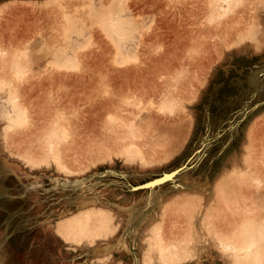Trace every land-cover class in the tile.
<instances>
[{
    "label": "rangeland",
    "instance_id": "rangeland-1",
    "mask_svg": "<svg viewBox=\"0 0 264 264\" xmlns=\"http://www.w3.org/2000/svg\"><path fill=\"white\" fill-rule=\"evenodd\" d=\"M263 220L264 0H0V264H264Z\"/></svg>",
    "mask_w": 264,
    "mask_h": 264
},
{
    "label": "bare ground",
    "instance_id": "bare-ground-1",
    "mask_svg": "<svg viewBox=\"0 0 264 264\" xmlns=\"http://www.w3.org/2000/svg\"><path fill=\"white\" fill-rule=\"evenodd\" d=\"M23 118H24V115H20L15 122H20L23 120ZM15 122L9 121L10 124H8V126L10 127ZM259 221L261 222V219H259ZM248 228L249 227H246V229ZM253 229H256L259 232V234L256 235L250 232L248 239L247 241L244 242V244L241 243L237 245L235 244L234 240L230 237H227L226 241L221 240L220 242L222 245L226 246L228 249L235 250L236 252H238V254H240V256H242L245 260L253 259L259 262V259L264 250L262 247L263 242H264V231L262 232V230L260 229V227L256 225V223L253 225ZM248 230H250V228Z\"/></svg>",
    "mask_w": 264,
    "mask_h": 264
},
{
    "label": "crops",
    "instance_id": "crops-1",
    "mask_svg": "<svg viewBox=\"0 0 264 264\" xmlns=\"http://www.w3.org/2000/svg\"><path fill=\"white\" fill-rule=\"evenodd\" d=\"M250 45H240L238 47H235V48H231L229 49L227 52H226V55H227V58H228V62H232L235 60V58H238V59H247L251 60V58L249 56L253 55L254 53H256L257 51L255 50H250ZM249 48V49H248ZM258 53H261L262 52H258Z\"/></svg>",
    "mask_w": 264,
    "mask_h": 264
},
{
    "label": "water",
    "instance_id": "water-1",
    "mask_svg": "<svg viewBox=\"0 0 264 264\" xmlns=\"http://www.w3.org/2000/svg\"><path fill=\"white\" fill-rule=\"evenodd\" d=\"M171 174H174V172H171V173H165L163 176L157 178V179L155 180V182L160 181V180L163 179L165 176H167V175H171Z\"/></svg>",
    "mask_w": 264,
    "mask_h": 264
}]
</instances>
